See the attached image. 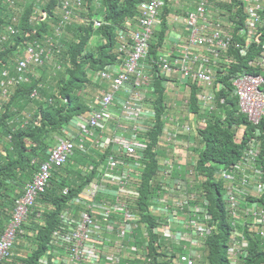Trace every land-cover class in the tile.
Masks as SVG:
<instances>
[{
    "label": "built area",
    "instance_id": "2783aa9c",
    "mask_svg": "<svg viewBox=\"0 0 264 264\" xmlns=\"http://www.w3.org/2000/svg\"><path fill=\"white\" fill-rule=\"evenodd\" d=\"M29 1L35 8L33 19L45 20L47 12L41 11L40 6L43 0ZM233 1L139 0L137 14L128 18L123 26L116 24L120 54L112 63L93 72L95 81L107 85L97 88L84 113L72 117L65 136L54 144L48 158L40 162L22 194L16 197L11 218L0 235V264L13 261L17 232L27 219L29 207L49 185L51 170L65 163L76 149L87 150L90 147L87 142L98 151L87 168L91 179L71 201L80 208H67L62 212L60 226L53 231L38 264H135L142 257L144 259L142 255L147 254L148 244L145 242L140 250L137 249L139 239L136 236L142 224L139 214L131 211L129 203L139 196L137 187L149 161L145 155L151 142L147 131L157 116L151 94L154 73L164 76L169 93L167 106L177 108L181 105L182 110L176 113L174 120L168 121L166 117L165 128L153 147L163 154L158 159L153 182L155 191L149 209L158 222L155 231L161 232L170 242L165 254L173 259L172 264H197V260L205 264L202 248L210 234L207 222L212 217L205 207L208 199L203 194L204 188H200V202L189 190L209 177L196 167L199 149L191 135L197 134V127L206 126L204 114L218 112L222 118L226 116L221 107L230 89L237 98V112L244 113L254 125L264 118V0H235L234 3L242 6V17L237 5L231 8L221 5ZM167 4L172 8L166 19L170 29L178 25L183 27V32L149 62L146 56L150 43L163 20V8ZM101 7L102 0H57L50 34L40 41L26 42L23 54L14 60V73L11 74L12 70L7 67L1 70L0 109L12 87L28 81L31 64L43 65L53 58L55 46H63L60 40L68 26L83 23L98 29L109 23L98 13ZM6 28L12 34L18 32L14 24ZM253 43L260 49L248 65L258 71L230 73L232 57L227 54L230 48L236 47L245 55ZM219 73L228 77L230 85L222 79L216 81ZM187 79L196 82L197 109L191 106L189 92L182 98L178 96L175 80L184 83ZM37 94L38 91L33 90L31 96ZM243 131L244 126L240 127L239 137ZM259 136L256 128L241 158L235 163L221 165L214 172L218 176L214 178L223 180L224 184L222 199L229 219L228 248L233 263L246 254L249 245L246 231L264 239V204L259 200L264 192V168L260 163ZM168 186L183 194L179 209L169 203L165 191ZM68 191L65 187L64 193ZM212 222L211 227H214L216 222L213 219ZM173 228L177 229L175 233ZM171 245L183 249L172 254ZM153 259L154 255L149 257L150 262Z\"/></svg>",
    "mask_w": 264,
    "mask_h": 264
},
{
    "label": "trees",
    "instance_id": "16d2710c",
    "mask_svg": "<svg viewBox=\"0 0 264 264\" xmlns=\"http://www.w3.org/2000/svg\"><path fill=\"white\" fill-rule=\"evenodd\" d=\"M234 1L232 4L224 2L221 5L229 8L233 4L237 5L239 15L242 17V6ZM138 2L139 0H102V7L98 13H101L109 22L108 24L98 29L83 23L68 26L67 31L71 32L72 36L69 38L68 34H65L60 40L63 46L58 45L60 48L55 46L53 58L45 65L39 66V68L43 67V73L37 77L31 73L27 74L31 78L28 82L18 83L12 87L13 93L0 112V143L4 142L0 152V233L10 218L16 197L21 195L25 184L32 179L40 162L48 157L47 150L55 141L51 145L49 142L69 126L73 116L81 115L88 109L89 102L85 100L86 95L89 92H96V87L99 88L103 84V81L95 82L93 72L117 58L116 24L123 26L128 18L134 17L137 14ZM56 3L57 0H45L41 4V11L44 8L47 12V19L44 21L33 19L35 8L33 2L29 0H13L12 3H8L12 6L11 8L7 4H0V79L1 68L8 67L11 70L14 68L12 64L18 55L23 54L26 42L40 41L44 35L50 34L52 31L50 26L56 16ZM8 9L16 11L19 16L18 32L13 34L6 28L10 24ZM171 10L168 4L163 8V20L155 29L149 53L146 56L149 62L157 58L169 32L173 30L170 29L166 20ZM262 34L264 37V32ZM3 36H5L4 39ZM95 36L98 41L92 43L91 40ZM101 39L105 40L101 42ZM259 49L260 46L253 43L250 50L245 55H241L236 47H232L229 54L236 62L232 64L230 71L257 72V68L248 65V62L259 52ZM57 65H60L59 69ZM30 67L33 69L38 65L31 64ZM44 69H50L51 73L48 77H42L45 73ZM221 71L222 69H219V72ZM12 73H14L13 70ZM225 76L219 73L216 81L222 79L225 84L230 85L228 77L225 78ZM153 82L152 105L156 109L157 116L147 131L151 142L145 155L149 161L146 162V169L137 187L139 196L129 203L131 211L139 214L141 222H148L149 226L156 222L149 204L154 196L153 182L158 170V159L163 154L162 150L156 151L153 147L165 128L166 117L168 116V121L174 120L176 113L182 110L181 105L177 108L167 106L166 100L168 101L169 93L166 91L163 75L154 73ZM178 87L180 88L179 97L182 98L186 92H189L188 98L191 106L195 108L197 106L196 82L187 79L184 83L180 82ZM34 89L38 91V94L32 97L31 93ZM231 91L221 107L226 112V117L222 118L218 112L204 114L206 126L203 129L197 127V149L199 150L196 152V167L206 172L209 178L201 186L193 187L189 191L198 196L196 201L200 202V187H203L205 192L203 194L210 201L209 210L213 219L219 220L214 227H211L212 219L207 222L210 226V236L205 243L206 256L203 257L202 262L205 264H264V239H260L257 235L249 236L250 242L246 246V254L240 255L237 262L233 263L228 248L231 232L222 199L224 184L223 180L214 178L218 177L214 173L215 169L223 164L235 163L241 158L246 142L253 136L256 128L259 129V137L262 140L260 163L264 168V118L259 124L254 125L244 113L237 112V98ZM29 105H31V111L23 114L22 111L28 110ZM242 126L244 131L239 137ZM9 135L10 138H7ZM94 157L95 155L90 151L76 149L65 163L51 170L49 185L29 207L27 219L17 234L15 252L20 251L21 248L26 252L15 255V259L8 264H38V258L47 249L53 231L60 226L62 212L67 208L71 210L80 208L79 204L71 203V201L91 179L92 174L88 173L87 168L90 160H95ZM65 187L69 189L67 193H64ZM165 191L169 203L179 209V201L183 194L179 192V189L170 186L165 188ZM171 197L177 200H172ZM259 200L264 204V192ZM205 207H208L207 204ZM38 215L40 216L37 217ZM156 238L151 235L150 253L156 252L158 248L163 256L170 243ZM25 242L26 244L23 245ZM152 264L170 263L159 258Z\"/></svg>",
    "mask_w": 264,
    "mask_h": 264
},
{
    "label": "clouds",
    "instance_id": "9594fccd",
    "mask_svg": "<svg viewBox=\"0 0 264 264\" xmlns=\"http://www.w3.org/2000/svg\"><path fill=\"white\" fill-rule=\"evenodd\" d=\"M13 2V0H0V4H7L8 5V3H12ZM45 2V0H43L42 1V3L41 4H43ZM10 8L12 7L11 5H8ZM41 6V5H40ZM9 10V14H10V24H14L15 26H17V24H18V21H19V16H18V14L16 13V11L15 12H13L12 10H10V9H8ZM43 10H45L44 8H43ZM17 18L16 20H14V18ZM47 19V18H46ZM44 21V20H43ZM55 21V20H54ZM52 23H54V22H52ZM78 25V24H77ZM18 27V26H17ZM51 27V26H50ZM175 28H177V30H178V36H179V32H181L182 30H183V27L181 26H178V25H176V26H174V28H173V30L175 29ZM68 30V27H67V29H66V32H65V34H67L69 31H67ZM183 32V31H182ZM170 33V32H169ZM169 36V35H168ZM176 40V39H175ZM152 41V40H151ZM174 40H172L171 42H168V37H167V39L164 41V43H163V45L161 46V50L160 51H162V49H165V48H168L171 44H172V42H173ZM232 48V47H231ZM230 48V49H231ZM230 53V50L228 51V55H230L229 54ZM231 56V55H230ZM232 57V56H231ZM48 62V61H47ZM234 62H236V60L232 57V62L229 64V68H230V70H231V66H232V64L234 63ZM46 63H44L43 65H45ZM13 65V64H12ZM39 66H42V65H38V67ZM3 68H5V67H2L1 68V70L3 69ZM8 68V67H7ZM11 73V72H10ZM34 74L35 75V73H33V70L32 69H30V72H29V74ZM230 73H231V71H230ZM38 75H36V77H37ZM31 78L29 77V79H28V81L30 80ZM28 81H24V82H28ZM179 82V81H178ZM21 83H23V82H21ZM180 83V82H179ZM178 83V84H179ZM41 84V83H40ZM178 84H177V89H179V91L178 92H180V88L178 87ZM35 90V89H34ZM12 93H13V89H11V93H10V95H12ZM172 93V92H171ZM10 95H9V97H8V99L10 98ZM178 96H180L179 94H178ZM8 99H7V101H8ZM6 101V102H7ZM5 102V103H6ZM4 103V104H5ZM4 104H3V106H4ZM3 106L1 107V109H0V112H1V110L3 109ZM226 117V116H225ZM224 117V118H225ZM66 129H69V126L68 127H66L64 130H63V132H62V134H63V136L62 137H64L65 136V131H67ZM196 132H197V130H196ZM197 134H198V132H197ZM196 134V135H197ZM186 136H188V135H186ZM62 137H58L56 140H54L55 142L53 143V145L51 146V147H49L48 148V155H49V151H50V149L54 146V144L60 139V138H62ZM7 138H10V135L7 137ZM0 144H2V146H0V152L2 151V148H3V145H4V142L2 141V143H0ZM7 144V143H6ZM90 145V147L89 148H86L87 149V151H90V152H92L94 155H95V153H97V151H98V149H96V148H94L93 147V145H91V142H87V147ZM261 145H262V140H261ZM196 147H197V145H196ZM48 158V157H47ZM46 158V159H47ZM95 158V157H94ZM45 160V159H44ZM43 161V160H42ZM41 161V162H42ZM93 161L92 160H90V164L92 163ZM203 182H201V183H199V184H197L196 185V187H198V186H201V184H202ZM201 188V187H200ZM203 188V187H202ZM22 194V193H21ZM20 196V195H19ZM222 196H223V191H222ZM18 197V196H17ZM223 204H224V202H223ZM207 206L208 207H206L207 208V210L210 208V201L208 200L207 201ZM13 209H14V207H13ZM224 209H225V206H224ZM210 211V210H209ZM225 211H226V209H225ZM12 213H13V210H12V212H11V215H12ZM211 213V212H210ZM11 215H10V218H11ZM226 215L228 216V214H227V212H226ZM40 216V215H39ZM211 216H212V213H211ZM9 218V219H10ZM214 217L212 216V219H213ZM216 223H218V219L216 220V219H213ZM9 221V220H8ZM8 223V222H7ZM7 223L5 224V226H4V229H5V227H6V225H7ZM139 223L140 224H142V227L140 228V230H139V233H138V236H136V238L137 239H139V243H138V245H137V249L138 250H140L141 249V247H142V245H144V243L146 242L148 245H147V254L146 255H142V256H145L144 257V259H143V257L139 260V261H137V262H135V264H152V262L154 261V260H157V259H159V258H162L163 260H165V261H168L170 264H172V261H173V259H170V258H167L166 257V254L164 253V255L162 256L161 254H160V250L157 248V251L156 252H154V253H150V238H151V235H153L154 237L156 236L157 238L156 239H158V240H164V241H167L164 237H163V235L161 234V232H156L155 231V226H157L158 225V222L156 221L154 224H152L151 226H149V223L147 222V223H142L141 222V218H140V220H139ZM23 224V223H22ZM22 224H21V226H22ZM228 224H229V219H228ZM4 229H3V231H4ZM229 229H230V225H229ZM177 229L176 228H173L172 229V232L173 233H175V231H176ZM3 231H2V233H3ZM18 232H19V230H18ZM18 232H17V234H18ZM2 233H0V235L2 234ZM246 233H247V235H248V239H249V236H256L255 234H253V233H250V232H248V231H246ZM209 236H210V234H209ZM208 237V236H207ZM261 239V238H260ZM206 240H207V238L205 239V243H206ZM131 241H133V238L131 239ZM16 242H17V238H16ZM167 242H169V241H167ZM249 242H250V240H249ZM170 243V242H169ZM16 244V243H15ZM24 244H26V242L25 243H23V245ZM187 244V243H186ZM206 246V245H205ZM158 247V246H157ZM171 247H172V254H176L177 252H180L182 249H183V247L182 246H177V245H171ZM187 248H190L189 246H187ZM161 249V248H160ZM205 247L204 248H202V252L204 253V255H203V257L204 256H206L205 254H206V251H205ZM13 251H14V256L15 255H21V254H24L26 251L23 249V248H21L20 249V251H18V252H15V245H14V249H13ZM141 255V254H140ZM152 255H154V259H153V261L152 262H150L149 261V257H151ZM202 257V258H203ZM14 259H15V257H14ZM13 259V260H14ZM197 264H199V260H197Z\"/></svg>",
    "mask_w": 264,
    "mask_h": 264
},
{
    "label": "rangeland",
    "instance_id": "374dc122",
    "mask_svg": "<svg viewBox=\"0 0 264 264\" xmlns=\"http://www.w3.org/2000/svg\"><path fill=\"white\" fill-rule=\"evenodd\" d=\"M68 35V37L70 38L71 36H72V33L71 32H68L67 33ZM105 39H101V42H103ZM97 39H96V36H95V38H93L92 40H91V42L92 43H97ZM118 52V51H117ZM118 54H120V53H118ZM43 68V67H42ZM41 67L39 68V67H37V68H33L32 70H33V73H35V75H39V74H41V73H43L42 71H43V69H42ZM45 70V69H44ZM45 73H44V75H42V77L44 76V77H48L49 76V74L51 73V71H50V69H46L45 71H44ZM176 81V84H178L179 82H178V80H175ZM42 82V81H41ZM43 84V86H45V84L44 83H42ZM103 84L104 85H107L105 82H103ZM82 94H84V93H82ZM87 94V93H86ZM92 93H88L87 95H86V97H85V100H87L88 102L91 100V97H92ZM28 110H23L22 111V113L23 114H27V113H29L30 111H31V105H29L28 106ZM76 131H77V128H74ZM182 135V134H181ZM62 137L63 136V134L61 133V134H57L56 136H54L53 138H52V140L49 142L50 143V145L54 142V140H56L58 137ZM191 137H193L195 140H194V142H195V144L197 145V147H198V135H196V134H192L191 135ZM78 154V153H77ZM22 247H23V245L22 244H20Z\"/></svg>",
    "mask_w": 264,
    "mask_h": 264
},
{
    "label": "crops",
    "instance_id": "0c3cea01",
    "mask_svg": "<svg viewBox=\"0 0 264 264\" xmlns=\"http://www.w3.org/2000/svg\"><path fill=\"white\" fill-rule=\"evenodd\" d=\"M178 38V30L177 28H175L174 30H172L170 33H169V36H168V42H171L172 40H175ZM96 83H99V81H95ZM98 88V86L96 87ZM93 94V92H92Z\"/></svg>",
    "mask_w": 264,
    "mask_h": 264
},
{
    "label": "bare ground",
    "instance_id": "6f19581e",
    "mask_svg": "<svg viewBox=\"0 0 264 264\" xmlns=\"http://www.w3.org/2000/svg\"><path fill=\"white\" fill-rule=\"evenodd\" d=\"M218 79V78H217Z\"/></svg>",
    "mask_w": 264,
    "mask_h": 264
}]
</instances>
